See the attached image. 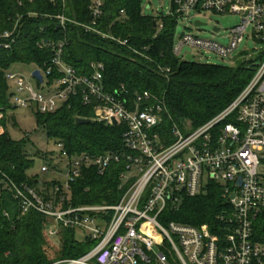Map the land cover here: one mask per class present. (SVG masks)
Listing matches in <instances>:
<instances>
[{"label":"built area","instance_id":"1","mask_svg":"<svg viewBox=\"0 0 264 264\" xmlns=\"http://www.w3.org/2000/svg\"><path fill=\"white\" fill-rule=\"evenodd\" d=\"M105 2L90 0L89 23H80L64 12L31 11L27 15L55 19L62 29L71 22L100 33L95 25ZM170 3L167 15L175 19L187 18L191 12L213 11L222 16L220 26L229 29L226 44L182 34L173 43L176 57L185 59L186 54H192L193 59V53H182V48L188 46L210 51L221 59L230 58L247 34L264 45V0ZM17 23L0 32V48L10 49L16 43ZM110 38L127 45V40ZM64 45L62 40L54 43L51 58L42 66H31L28 74L11 68L5 71V78L14 86L10 105L35 107L44 113L78 97L81 104L91 107L92 120L109 125L115 120V124L124 125L122 140L127 152L70 155L61 142H56V155L64 169L61 166L55 170L60 182L54 184L48 198L26 183L8 180L21 212L37 211L58 226L80 230L93 242L81 255L49 264H174L165 252L167 246L175 253L178 264H264V172L260 171L264 166V47L252 77L229 104L191 131L183 132L174 126L166 142L167 137L157 130L166 112L163 100L148 90L131 98L124 86L107 90L103 64L93 62L90 73L83 74L63 60ZM35 69L39 70L41 81L33 76ZM2 118L0 110V121ZM3 132L0 123V134ZM121 160L124 168L119 178L124 191L116 203L65 205L70 181L83 168L94 167L102 174L111 163ZM48 169L46 164L40 168L42 173ZM129 171L132 175L127 177ZM209 182L221 184L228 202L218 215L215 230L165 218V210H177L185 196L199 194Z\"/></svg>","mask_w":264,"mask_h":264},{"label":"trees","instance_id":"2","mask_svg":"<svg viewBox=\"0 0 264 264\" xmlns=\"http://www.w3.org/2000/svg\"><path fill=\"white\" fill-rule=\"evenodd\" d=\"M141 1L106 0L95 25L100 31L97 33L71 22L62 29L55 19L27 15L31 11L64 12L80 23H89L90 0H0V32L18 22L16 43L10 49L0 48V110L3 112L0 123L4 127L0 134V264H49L79 256L93 245L85 236L78 240L75 229L62 225L57 231V242L50 239L47 225L52 219L34 210L23 213L18 207L8 180L26 183L48 198L51 188L60 182L55 170L62 163L56 155L58 160L53 164L51 150L41 154L49 160L46 175L27 173L33 165L32 154L26 149L28 135L13 139L7 129L8 123L16 126L17 122L13 113L16 107L9 101L6 70L15 64L42 66L51 58L53 44L62 40L65 42L62 58L77 71L89 74L91 63L103 64L107 90L124 86L130 98L148 90L163 100L166 112L157 130L167 137L166 142L174 126L187 132L215 116L252 77L253 68L242 62L230 67L176 57L172 52L175 18L144 13ZM110 36L127 40V45L117 43ZM31 110L36 126L45 130L53 145L61 142L70 155L127 152L122 140L124 125L92 120L91 107L81 104L78 97L70 98L51 112L43 113L35 107ZM78 117L91 122L76 123ZM123 168L122 160L111 163L102 174L94 167L83 168L70 181V199L65 205L116 203L124 191L119 178ZM221 187L217 182H209L199 194L185 196L177 210H165V218L194 226L207 225L211 231L215 230L218 215L228 203Z\"/></svg>","mask_w":264,"mask_h":264},{"label":"rangeland","instance_id":"3","mask_svg":"<svg viewBox=\"0 0 264 264\" xmlns=\"http://www.w3.org/2000/svg\"><path fill=\"white\" fill-rule=\"evenodd\" d=\"M141 7L144 13L149 15H156L162 13L167 15L168 11L171 8L170 0H142ZM221 15L213 11H207L204 13H194L191 12L187 18L184 16H178L173 23V37L174 40L178 39L184 33H191L197 35L203 39L214 40L222 44H226L229 40V29L220 26ZM198 19L205 24L194 25V20ZM220 26V31H213L214 27ZM264 45L260 41L252 39L246 35L244 41L238 46L236 51L230 58L221 59L214 53L205 50H197L188 46L182 48L183 55L186 53L194 54V61L212 63V64H222L225 66H234L237 63H244L246 67L253 68L255 64H258L261 60L262 49ZM13 71H21L25 74L31 70L30 65L15 64L11 67ZM9 101H11V94L14 92V86L11 81H7ZM14 116L17 122L16 126H12L11 123H8L7 129L9 135L13 139H20L25 134L28 135V141L26 142V149L32 154L33 165L27 171L29 175L42 173L40 168L43 164L49 163V160L45 159L41 154L53 150L54 154H51L53 157V164L56 162V147L53 145L52 141L47 138L45 130L40 127H37L35 124L34 115L32 113L31 107L28 108H16L14 110ZM8 120V119H7ZM182 131V130H181ZM191 131V130H190ZM39 151V153H37ZM64 169V167L62 166ZM261 172H264V166L260 168ZM46 175V173L44 174ZM127 177L132 175V172L129 171L126 173ZM127 180L124 179L123 183L126 184ZM121 197V196H120ZM70 199V195H69ZM108 204V203H107ZM59 226L51 221L47 225V235L50 239H53L57 242V231ZM75 235L78 240L84 238L83 233L80 230H75ZM157 250L158 247H156ZM166 254L174 264H178L177 258L173 250L167 246ZM59 260V259H57ZM56 261V260H55Z\"/></svg>","mask_w":264,"mask_h":264},{"label":"water","instance_id":"4","mask_svg":"<svg viewBox=\"0 0 264 264\" xmlns=\"http://www.w3.org/2000/svg\"><path fill=\"white\" fill-rule=\"evenodd\" d=\"M223 22H224L225 24H228L226 18L223 19ZM201 24H205V23H204V22H201V21H199V20H195V21H194V25H201ZM213 30L216 31V30H218V29H217V27H214ZM45 42H46V41H45ZM191 58H192V54H186V55H185V59H186V60H190ZM32 74H33L34 77H36V78L38 79V81H41L42 76H41V74H40V72H39L38 69H35V70L33 71ZM75 122H76V123H90V122H91V119L78 117V118L75 119ZM115 123H116V121L113 120V124H115ZM238 183H240V180H238ZM232 196H233V195H231V197H232Z\"/></svg>","mask_w":264,"mask_h":264}]
</instances>
